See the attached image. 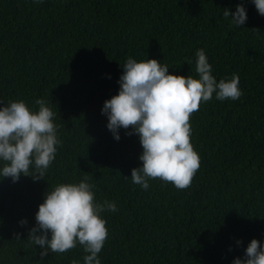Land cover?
Listing matches in <instances>:
<instances>
[{
  "label": "trees",
  "instance_id": "trees-1",
  "mask_svg": "<svg viewBox=\"0 0 264 264\" xmlns=\"http://www.w3.org/2000/svg\"><path fill=\"white\" fill-rule=\"evenodd\" d=\"M241 3L247 20L236 27L223 9ZM198 49L217 82L239 76L242 96L214 93L192 114L200 167L190 187L149 179L144 190L131 180L138 135L121 128L114 139L101 109L129 57L198 78ZM38 98L61 143L45 179L0 178V264H84L79 244L41 258L27 236L46 192L85 176L96 202L118 209L101 213V264H232L253 238L264 245V16L253 0H0V106L22 100L38 111Z\"/></svg>",
  "mask_w": 264,
  "mask_h": 264
},
{
  "label": "clouds",
  "instance_id": "clouds-1",
  "mask_svg": "<svg viewBox=\"0 0 264 264\" xmlns=\"http://www.w3.org/2000/svg\"><path fill=\"white\" fill-rule=\"evenodd\" d=\"M253 3L264 16V0ZM223 16L230 17L236 27L247 20L242 3L235 12L223 9ZM196 57L198 78L169 73L168 65L155 58L138 62L129 57L122 65L118 94L105 100L101 109L114 139H120L121 128L131 129L126 135H138L142 165L131 170V180L144 190L149 188V179L172 183L178 190L190 187L200 167V157L191 143L192 114L214 93L221 101L242 96L238 75L217 82L204 50L198 49ZM35 104L38 111L30 110L22 100L0 106V178L10 177L14 183L21 175L34 181L45 179L55 159L61 143L53 122L55 113L45 99L38 98ZM88 179L85 176L79 183H62L46 192L35 214L36 224L27 236L30 245L40 246L41 258L49 252L65 253L79 244L86 253L84 264H101L98 254L108 237L101 213L118 209L112 201L96 202L94 185ZM19 223L26 225L27 220ZM15 236L20 238L19 233ZM232 264H264V245L253 238L243 257L234 258Z\"/></svg>",
  "mask_w": 264,
  "mask_h": 264
}]
</instances>
